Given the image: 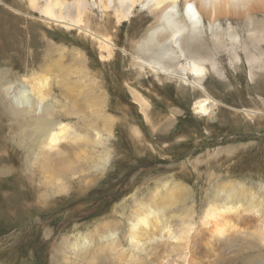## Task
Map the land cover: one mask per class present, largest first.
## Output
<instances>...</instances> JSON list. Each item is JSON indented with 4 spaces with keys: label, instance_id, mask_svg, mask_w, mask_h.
I'll list each match as a JSON object with an SVG mask.
<instances>
[{
    "label": "rangeland",
    "instance_id": "rangeland-1",
    "mask_svg": "<svg viewBox=\"0 0 264 264\" xmlns=\"http://www.w3.org/2000/svg\"><path fill=\"white\" fill-rule=\"evenodd\" d=\"M41 19L29 0H0V21L20 27L22 22L32 32L23 40L17 37L22 44L12 36L13 42L0 52V71L8 72L5 84L33 75L48 77L47 103L61 112L57 119L91 142L95 128L102 143L63 142L41 167V158L22 151L7 121H0L6 128L0 136V264H183L182 253L146 249L144 241L145 249L135 251L126 237L136 203L150 202L156 190L163 193L160 198L179 191L178 204L163 214L177 231L182 222L199 220L214 191L229 183L238 184L245 197L240 210L254 200L262 203L264 214V73L253 82L247 74L235 78L236 73L207 80L210 94L223 104L208 119L193 112L202 93L148 68L142 71L132 58L137 57V45L157 26L148 11L136 10L131 21L120 26L110 11L105 12L118 48L110 61L100 59L93 37ZM131 91L149 101L148 120ZM8 105L10 99L0 91L5 113ZM7 147L11 158L6 157ZM241 221L239 226L246 228ZM107 228L115 232L110 240L120 246L121 258L106 247L109 243L93 236ZM86 236L93 237L86 244L88 251L68 248L69 242ZM234 236L238 238L231 234L221 250L206 259L196 256L202 264H264V246L255 237ZM213 254L216 262L208 258Z\"/></svg>",
    "mask_w": 264,
    "mask_h": 264
},
{
    "label": "bare ground",
    "instance_id": "bare-ground-1",
    "mask_svg": "<svg viewBox=\"0 0 264 264\" xmlns=\"http://www.w3.org/2000/svg\"><path fill=\"white\" fill-rule=\"evenodd\" d=\"M29 1L40 12L41 20L45 23H55L57 27L67 31L75 29L86 36L93 37L99 43V56L103 61H110L118 50L104 21L105 12L110 11L120 26L125 21H131L136 10L148 11L150 15L154 16L157 26L149 31L141 43L136 44L137 57L132 56V58L140 62L142 71L148 68L153 73L163 74L169 79L180 81L183 85L202 93V97L193 103V112L200 117L213 118L219 107L223 105L210 94L206 86L207 80H213L216 77L230 78L236 73L235 78L241 80L244 74H247L249 82H253L258 74L260 76L264 73V0ZM40 1L44 2L42 6L38 5ZM95 10L98 11V14L95 13ZM20 23L22 27L18 23L16 26H11L0 21V52L5 51V45L13 42L12 36L19 44L21 42L17 37L22 36L20 39L23 40L25 33H32L29 25ZM15 32L17 36H14ZM8 61L11 62V59ZM7 74L8 72L0 71V91H3L10 99L11 105L7 106L8 113H5L0 106V121H7L9 125L7 130L14 137L15 135L18 137L15 138L20 141L18 146L22 151L29 155L35 154L43 159L42 161L39 159L38 162L41 167L45 165V158L51 156L52 152H57L63 142L87 140L88 143L98 145L102 143L101 134L95 128L92 129L94 140L91 142L87 135L71 133V127L65 125L59 118L57 119L56 116L61 112L57 111L54 104L47 103L51 93L48 77L33 75L24 77L20 82L17 80L5 84ZM131 92L134 103L139 106L144 117L148 120L146 110L149 108V101L140 93ZM68 117L69 114H67ZM13 118L16 120L11 122ZM5 130L6 128L0 122V136L3 137L2 134ZM5 153L7 158L12 157L8 147ZM106 161L107 159L104 160V162ZM25 163L29 165L28 161ZM104 168L106 170V165ZM239 189L238 184L229 183V186L214 191L213 200L206 207L204 206L206 209L200 215L199 220L191 218L182 222L181 226H178V231L169 222L170 219L165 220L163 214L164 211L178 204L179 191L174 189L160 198L162 192L156 190L150 202H137L128 218L126 237L129 244L134 247L135 251L145 249L141 248V243L144 241L146 249L149 246L157 248V250L161 247L167 249V252L171 250L175 253H182L179 260L182 259L183 264H202V259L199 260L200 257L198 256V258L196 255L202 256L201 254H203L206 259L208 254L217 251L231 234L233 237H237L234 235L241 236L240 238L248 234L255 237L254 239L264 246V214L260 210L262 203L253 200L248 204V208L240 210L241 202L245 197ZM180 192L185 191L183 189ZM182 196L180 199L184 200ZM247 212L253 215L246 216ZM243 219H245L244 222L241 221ZM240 221L243 226H248L240 227ZM251 225L255 227H249ZM151 229L153 232L150 234ZM158 232L160 235L157 234ZM93 236L109 243L106 247L112 253H116V257H122V252L120 254L119 251L120 246H117L115 239L110 240L115 237L113 229L96 231ZM92 240L93 237H80L69 242L68 248L77 253L88 251L86 244ZM235 241L237 240L235 239ZM233 243L235 242L233 241ZM126 257L129 259L128 256ZM215 257L217 256L213 254L208 258L215 260ZM154 258L152 257V259ZM122 261L121 263H124ZM132 263L135 264V261ZM166 264L170 263L166 262Z\"/></svg>",
    "mask_w": 264,
    "mask_h": 264
}]
</instances>
